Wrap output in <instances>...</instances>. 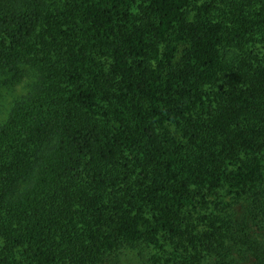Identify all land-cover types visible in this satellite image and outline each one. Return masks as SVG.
Masks as SVG:
<instances>
[{
  "label": "trees",
  "instance_id": "trees-1",
  "mask_svg": "<svg viewBox=\"0 0 264 264\" xmlns=\"http://www.w3.org/2000/svg\"><path fill=\"white\" fill-rule=\"evenodd\" d=\"M25 66L0 264H264V0H0Z\"/></svg>",
  "mask_w": 264,
  "mask_h": 264
},
{
  "label": "rangeland",
  "instance_id": "rangeland-1",
  "mask_svg": "<svg viewBox=\"0 0 264 264\" xmlns=\"http://www.w3.org/2000/svg\"><path fill=\"white\" fill-rule=\"evenodd\" d=\"M25 68L26 69L24 70V76L22 78L17 81L9 79L0 87V120L5 116L6 110L8 109L13 98L16 95L26 91L27 84L33 77L31 69H28L27 66H25ZM151 251L152 250L149 246L139 245L132 250V253H128V251L126 253H121L122 256L125 255L124 258L122 257V260L127 264H137L139 259L143 258L144 255H147V257L149 258ZM126 254L128 257L126 256Z\"/></svg>",
  "mask_w": 264,
  "mask_h": 264
}]
</instances>
